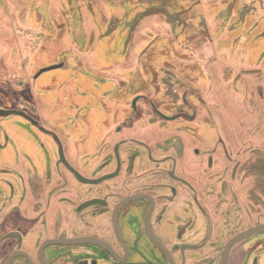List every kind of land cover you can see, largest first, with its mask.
Here are the masks:
<instances>
[{
	"label": "flooded vegetation",
	"instance_id": "af4514ba",
	"mask_svg": "<svg viewBox=\"0 0 264 264\" xmlns=\"http://www.w3.org/2000/svg\"><path fill=\"white\" fill-rule=\"evenodd\" d=\"M99 1L101 2V0ZM204 1L211 7V11H214L210 19L211 23L215 25V28L213 27L215 31L205 24L203 14L201 15L197 10H193V5L197 3L191 2V12L198 13V17L195 15L191 16V23L194 21V23L204 28L203 32L206 39H202L199 42L200 45L207 41L212 46L216 45V42H219L223 38L222 29L225 31L228 29L231 32L235 30L246 31L253 25L251 23L246 24L247 20L254 17L255 19H251V22L257 21L256 25H254L255 28H250L248 33L241 32L238 39H235L238 41V54L241 52V58H239L241 60L240 64L241 66L244 64L248 55L250 56V61L255 59L252 58L256 55L253 54V50L259 52V60L264 57V0H236L234 8L231 7L230 9L225 8L223 5L226 3V0ZM4 2V0H0L3 9L9 8L10 5L16 7L14 1L6 0V3ZM127 5H134L132 7L142 6L143 8L144 5H147L145 8H148L147 10L129 9L125 16L116 14L112 20L113 23L118 24V27H115L117 30L124 29L128 33V37L134 41V49H126L124 54L127 55L130 52V58L134 60L139 59L140 65L145 53L141 54L142 51L139 46L142 44V47H144L143 41L145 38L141 40L136 34L142 28V21L149 15H155L158 19L160 16L167 18L166 27L169 29L177 26H181L182 28L186 26L184 30L185 34H187V27L190 23L186 22L181 16L174 18L175 15L182 14L181 3L177 1L128 0ZM90 7H93V5L90 4ZM170 9H174V14H168ZM138 12L139 15L137 16ZM189 13L186 14L184 12L183 16H187ZM95 14L97 15V11H95ZM26 30L27 27L24 28V33H26ZM214 32L218 33V39L213 36ZM253 32L255 33L253 34ZM24 33L21 35L25 36ZM27 40L28 43L24 48L25 51H27L26 47L33 43L31 39L27 38L23 39V43ZM12 41H14L13 37L11 40L8 39V42ZM196 41L197 37H194L191 43H195ZM169 43L184 46L181 38H177L176 35L169 38ZM11 46L13 50L14 47L12 44ZM212 48V51L216 54L218 52L221 53L218 50V46ZM194 50L191 46V52ZM21 51L23 56L20 62L14 64L18 72H12L10 79L18 74H22V72H24L23 75L34 74V72H29L23 63L27 56L26 54L29 52L23 53V49ZM19 56L15 57L13 53L11 58L16 59ZM224 56L227 57V55ZM231 56L234 57V54ZM80 58L77 55L78 61H80ZM206 59H209L211 62L215 57ZM249 69L252 70L250 67ZM249 72L251 73V71ZM238 73L239 79H241V76H246L244 84L247 89L254 86V81L249 76L250 73L241 70ZM182 74L180 77H170L169 73L163 79L160 77L159 90L153 94H146L140 88H137L133 92L135 96V103L131 104L133 111H130L114 126H107V130L104 131L101 139L102 143L93 152L86 151L88 147L83 141L85 136H81L82 139L71 138L65 140L59 138L55 140L57 156L49 155V168L43 171L41 175L33 172L27 173V171L17 168L10 171L15 175H2L3 178L0 180V239L7 234H15L17 236L15 240L19 243L23 239V236H27V233L35 224L41 223L45 225L47 223L49 226L52 217L57 221V229L55 231H59L62 228L60 225H63L66 218L68 216L71 218L74 215V212L68 213L64 211L66 209L64 206L66 201L63 195L74 188L78 190L85 189L82 187L83 183L78 179V173L93 180H98L109 174H116L112 181H102L100 185L92 186V189H85V192L90 190L89 194L85 196V201L87 202L99 199L104 202L106 200H117L115 203L117 205L124 198L138 195L145 196V198L131 202L128 205L134 204L133 207L136 208L139 202H143L148 209V207H151L152 200L154 204L151 215L153 230L158 239L169 247L177 264H183L184 253L181 251L182 247L213 244L214 242H218L217 237L223 238L228 236V239H232L234 236L253 227L264 225V214L259 212V207H264V162L261 163L260 161L264 157L256 155L252 166L247 170L238 169L234 172L216 169V166L220 165L217 163L220 156H215L212 153L206 156V153L201 152L203 150L197 147V143L203 145V142L199 141V137L196 139L198 130L207 121H211L220 130L222 129L221 122H219L217 114H215L211 107L212 105L209 103V101L214 102L215 97L210 96L206 98L199 90H195L199 94L200 99L194 94L193 103L197 107L196 110L195 108H191L192 101L189 100L188 94H191L193 89L191 87L190 92L189 87L182 80V78L191 79V77L187 73ZM234 76L236 75L234 74ZM167 80H172L170 81L171 85L167 84ZM210 81V79L205 81L202 87H206L212 93V90L209 88ZM182 82L183 85L181 86ZM140 98H145L148 105L140 107L138 104ZM159 101L161 103H158ZM251 102L252 100L249 98V104ZM199 110H201L200 117ZM219 110L222 109L220 108ZM18 111L23 113L19 115H25L24 111ZM189 111L191 113H188ZM186 118L189 119L188 121H191V124L180 125L179 119L185 120ZM196 120L199 121L195 122ZM260 125L264 127V121L257 128ZM180 126L184 128L181 129ZM232 126L233 124H230V127ZM187 128L194 129V131H191V134H189L185 131ZM197 128L198 130L195 132ZM250 133L252 131L248 130V134ZM256 134L258 135V133ZM220 142L230 144L225 141L223 136ZM252 144L255 150L260 151V146H264V139L256 138L252 140ZM206 148L203 149L206 150ZM215 148L212 150H215ZM61 152L65 154L66 162L62 160ZM87 156H90L91 159H96L95 161L93 160V164L91 162L86 163L90 159H86L82 163V159ZM70 166L78 173L71 170ZM201 166L206 168L202 171L203 174H207L209 168L214 171H212V174L203 176L201 175V171L197 169ZM239 177H241V180H239ZM72 180H75L80 187L71 186ZM261 183H263L262 187ZM244 184L250 185L248 194H244L243 192L242 185ZM216 185L221 186V189H216ZM98 187H100L99 190H96ZM249 197L251 198V202L249 201ZM261 199L263 202L260 205ZM171 203L174 207L171 211V219L173 221L171 226L175 231L170 234L168 233V229H162L159 222L163 216L161 213L165 212ZM58 205L61 207L56 212ZM84 219V221L83 219L78 220L82 225L88 224L87 227H89L91 219L95 218L86 217ZM119 221L121 233L124 236L126 227L121 222V214ZM137 222L139 225H135L136 234L139 237L142 235L149 237L144 217L140 218ZM84 227L79 229H85ZM85 230L86 234L79 235H88L87 233L92 235L90 233L101 231L97 227L86 228ZM219 230L225 232L226 236L219 234ZM59 234L58 237L72 236L69 231L67 232L64 229H61ZM104 234L106 236L103 237L101 235V237L110 243L111 241L107 236L108 233L105 232ZM200 235L202 237L199 242L194 241L195 237H199ZM168 239H171V243H168ZM254 239L264 240V234L254 236ZM126 244L131 248L129 243ZM94 250L98 256L100 255L104 258L103 264H114L110 259L111 255L106 250L97 247ZM134 250L131 249L129 256L133 251L135 252V256L141 257L140 253L146 254L145 249L140 245L136 248L134 247ZM152 250L151 252L155 256H145L146 259L144 260L146 263L168 264L167 257L163 252L166 260H163L165 257L162 256L161 252ZM255 257L251 258L250 264H259V260H255ZM244 261L245 259L241 260L240 264H244Z\"/></svg>",
	"mask_w": 264,
	"mask_h": 264
},
{
	"label": "rangeland",
	"instance_id": "374dc122",
	"mask_svg": "<svg viewBox=\"0 0 264 264\" xmlns=\"http://www.w3.org/2000/svg\"><path fill=\"white\" fill-rule=\"evenodd\" d=\"M4 1L6 3V0ZM170 1L181 3L182 14H177L174 18L181 16L190 23L187 34L184 30L186 26L169 29L166 27L167 18L160 16L158 19L154 15H149L142 21V28L139 31L143 30L136 34L141 40L145 38L144 47L142 44L139 46L141 54L145 53L140 66L139 59L130 58V52L124 54L126 49H134V41L128 37L124 29L117 30L115 27H118V24L113 23L112 20L116 14L125 16L129 9L147 10L148 8H145L147 5H144V8L128 6V0H101V2L99 0H14L16 7L10 5L9 8L3 9L0 3V36L2 34L3 38L10 40L14 38L12 42L5 39L3 44H0V109H18L25 112L23 116L19 114L0 116V180L3 178L2 175H13L14 173L10 171L16 168L41 175L49 168V155L57 156L55 140L59 138L82 139L81 136H85L83 141L88 147L86 151L93 152L102 143L101 139L107 126H114L133 111L131 107L135 100L133 92L140 88L146 94L156 93L159 90L160 77L163 79L169 73L170 77H180L182 73L189 74L191 79L181 78L190 92L191 87L193 89L192 93L188 94V98L192 101L191 108L195 110L197 106L193 103L194 94L200 99L195 90L202 92L204 87H200L211 77L209 88L216 102L226 111L231 112L226 108L227 102H233L238 107L242 102L245 106V109H238L244 113L247 120L244 125L246 134L248 133L247 130L253 126V118L256 117L253 113L257 111V107H248L251 91L249 93L247 92L249 89L244 91L240 88L238 71L241 60L235 62L231 55L226 57L219 52L216 54L208 41L200 45L199 42L206 39L204 28L196 23L191 24V2L197 3L193 5V10H203L204 0ZM235 3L236 0H226L223 5L230 9L234 8ZM90 4L94 8L90 7ZM18 5L20 8L17 7ZM184 12L186 14L190 12L189 16H183ZM168 14H174V9H170ZM213 14L214 11H211V16ZM193 15L198 17V13ZM251 19L255 18H250L246 22L253 24L249 29L257 23V21L251 22ZM213 26L215 27L214 24ZM249 29L243 33H248ZM221 32L223 41H229V46L233 44L234 34L224 29ZM23 33L27 39L33 41L26 47L27 51L24 48L28 40L23 43V39H26L21 35ZM174 35L181 38L184 46L169 43V38ZM213 36L219 38L217 32H214ZM194 37H197L194 45L197 50L196 57L203 62L201 65L191 60V56L195 58L196 55V51L191 52V42ZM207 47H210V58L215 57L211 62L209 59H203L204 49ZM22 49L23 53L29 52L23 61L24 67L34 74L23 75L24 72L21 71L22 74L10 79L12 72H18L14 64L20 62L23 56ZM253 52L259 54L258 51L253 50ZM13 53L15 57L20 55L19 58H11ZM186 53L189 55L185 56ZM77 55L81 57L80 61ZM226 62L231 68H226L224 71L216 68ZM207 63L211 65L207 66ZM263 67L264 60L261 68ZM170 81L167 80L168 85H171ZM254 92L260 95L261 92L264 93V87L263 90ZM237 98L241 102L237 101ZM255 102L259 103L257 100ZM138 104L140 107L146 105L147 100L140 98ZM259 114L264 118L262 110ZM200 116L201 110H199ZM229 116L231 117L232 113H229ZM217 117L221 122L222 131L211 121H207L199 130L195 129V132L198 130L196 139L199 137V141L207 147L204 150L205 147L197 143V147L203 150L201 152L206 153V156L211 153L220 156L217 170L234 172L238 169L247 170L252 166L256 155L264 157V146H260L261 150L258 151L252 144V140L257 137V131H252L243 138V133L240 131L235 133L227 124L228 119L225 114L221 112ZM242 117L243 115L240 114L238 123ZM188 120V118L179 119V124H191ZM197 121L199 120L195 122ZM180 128L184 127L180 126ZM185 131L191 134L194 129L187 128ZM222 136L230 144L221 143ZM259 136L264 139L263 130L260 131ZM214 148L215 150H212ZM86 159H90L86 163L96 160L87 156L82 159V163ZM262 159L261 163L264 162ZM197 169L203 176L214 171L209 168V172L203 174L205 167L201 166ZM110 180L112 181L109 179L105 182ZM70 184L73 187H80L75 180ZM260 185L262 187L263 183ZM242 188L244 194L249 193L250 185L244 184ZM216 189L220 190L221 186L216 185ZM249 201L251 202L250 197ZM262 202L261 199L260 205ZM259 212L264 214L262 206L259 207ZM219 232V234L225 233L221 230ZM218 243L223 245L224 242L218 240ZM52 247L45 252L47 264H52Z\"/></svg>",
	"mask_w": 264,
	"mask_h": 264
},
{
	"label": "water",
	"instance_id": "95a60500",
	"mask_svg": "<svg viewBox=\"0 0 264 264\" xmlns=\"http://www.w3.org/2000/svg\"><path fill=\"white\" fill-rule=\"evenodd\" d=\"M11 114L23 113L18 110L0 109V116ZM60 154L62 160L66 162L65 154L62 152ZM70 169L74 170L71 166ZM74 171L78 173L76 170ZM115 176L116 174H109L98 180H93L78 173V179L83 183L82 187L85 189H92V186L100 185L102 181L113 179ZM99 188L96 190H99ZM85 189H80V191L74 188L64 197L66 203L72 206L64 205L66 208L64 211L68 213L74 212V215L71 218L68 216L63 225L60 226H62L61 229L69 231L72 234L71 237H58L61 229L57 232L55 231L57 229V221L53 217L49 226L47 223L45 225L41 223L35 224L27 233V236L24 237L22 235L23 239L19 243L15 240L17 237L15 234H7L0 239V264H47L45 252L51 246H53L52 264H103L104 258L97 255L94 250L96 247L106 250L111 255L110 259L114 264H128L135 258H139L142 264H148L144 259H146L145 256H155L151 252L153 251L152 249L161 252L162 256L165 254L168 264H177L169 247L158 239L153 230L151 215L154 204L152 200L151 207H148V209L143 202H139L136 208L133 207L134 204L128 205L131 202L145 198V196L138 195L124 198L117 205L115 204L117 200H106L104 202L99 199L87 202L85 201V196L89 194L90 190L85 192ZM172 205L171 203L166 211L161 213L163 216L159 222L162 229H168L170 234L175 231L171 226L173 224L171 211L174 208ZM120 214L121 222L126 227L124 236L120 229ZM86 217L95 218L91 219L89 227H87L88 224L82 225L78 220L83 219L84 221ZM142 217H144V223L147 225L149 237L143 235L139 237L135 232V225H139L137 221ZM81 227L85 229L97 227L101 231L90 233L92 235H89V233H87L88 235H79L86 234L85 229H79ZM78 230L81 232H78ZM105 232L108 233L107 236L111 241L110 243L101 237V235L103 237L106 236ZM260 234H264V225L253 227L234 236L232 239H228V236L217 237L218 240L224 242L223 245L214 242L213 244L182 247L181 251L184 253L183 264H240L241 260L244 259V264H250L249 261H251L253 256H256L255 260L258 259L260 264V259L264 257V240H253L254 236ZM222 235L226 236L225 233ZM201 237L202 235L195 237L194 241L199 242ZM126 243H129L131 248ZM168 243H171V239H168ZM138 245L145 249L144 251L147 255L140 253L141 257L135 256L134 247L136 248ZM131 249L134 251L129 256ZM166 257L163 260H166Z\"/></svg>",
	"mask_w": 264,
	"mask_h": 264
},
{
	"label": "crops",
	"instance_id": "0c3cea01",
	"mask_svg": "<svg viewBox=\"0 0 264 264\" xmlns=\"http://www.w3.org/2000/svg\"><path fill=\"white\" fill-rule=\"evenodd\" d=\"M8 1H14V0H8ZM204 3H205V1H204ZM17 7H19V5ZM194 11H196V10H194ZM197 11L201 15L203 14V17L205 19V24L207 26H209L211 28V30H212L214 26L211 23V19L209 18V17H211V7H209V6L207 7V4L205 3V7L203 8V10H197ZM189 14L187 15V17L189 16ZM192 15H193V11L191 12V16ZM207 19H209V21ZM214 22H215V20H214ZM193 23H194V21H193ZM216 30H217V27H216ZM241 32H243V31L242 30H235V31L232 32V34H234V38H232V41L234 40V44H230V46H229L228 45V42L229 41H223V38H221L220 41L219 42H216V45H213L212 47L218 46V48H219L218 50L221 52L220 55L221 54H223V55H230V54L233 55L234 54V57L233 58L236 60L235 62H238L240 60L239 58H241V56H240V53L241 52H239V54H238V51H239L238 50V46H237L238 45V41H236V40L240 36ZM254 33L255 32H253V34ZM163 34H164V32H163ZM5 39L7 41L8 38H3L2 34H1V36H0V41H1L0 44H3V41H5ZM233 45H234V47H233ZM191 46H194V49L195 50L193 52H195L196 51V48H195L196 45H194V43H191ZM212 50H213V48H212ZM185 55L187 56L189 54L186 53ZM196 56H197V52H196ZM204 56H205V59L206 58H210V47H207L206 49H204ZM2 58L4 59V53L3 52H2ZM249 58H250V56L248 55L247 60L244 61V64L240 67L239 70L245 71V72L251 71V73H250L249 76L252 77V79L254 81V86H251L249 88V91H247V87L244 84V79H245L246 76H241V79H239V83H241V85H240L241 90H244L245 91V89H246V91L249 92V93L251 91L250 94H251V99L253 100V102H251V104H249L248 107L249 108L250 107H255V108L257 107V111L253 113V115L256 116L255 118H253V120H254L253 126L251 128H249L248 130L257 131L258 135H257L256 138H260V136H259L260 131L261 130L264 131V129H263L264 127H262L261 125H260L259 128H257V127H258V125L261 122L263 123V121H264V118L262 116H260V114H259L261 112V110L264 113V93L261 92L260 95L259 94L256 95L254 91L255 90H257V91L263 90V87H264V67L261 68V66L263 65L264 57H262L259 60L258 59V56L257 55H254L252 58H255V59L252 60V61H250ZM191 59L195 60V62H197L198 65H201L203 63V62H201V60H200L199 57H196V59H195L193 56H191ZM138 65L140 66V64H138ZM208 65H211V64L210 63H207V66ZM250 65H251L250 68H252V70L249 69V66ZM216 68H219L220 71H224L226 68H231V66H229L228 62H226L225 64H223V66H221V67L216 66ZM258 71H260V73H258ZM261 73H263V74H261ZM210 80H211V77H210ZM199 91L201 92V90H199ZM201 93L206 98H209L210 96L211 97H214L213 94L209 90L206 89V87L203 89V91ZM255 100L259 101V103L255 102ZM237 101L241 102L238 98H237ZM209 103H210V105H212L211 107H212V109L214 110L215 113L219 114V113L222 112L223 114L226 115L227 119L230 120L229 122L227 121V124H229V125L230 124H233L232 127H233L235 133H236V131H240V133H243V135H242L243 138H244L245 135L248 134V133L246 134L245 125H244L247 120L245 119L244 113H242L238 109V108H244L245 109V106L242 104V102H241V106L240 107H238V105H236L233 102H227L228 106L227 105H225V106H227L226 108L229 111H231V112L226 111L223 108V106H221L219 103L216 102V99H214V102L209 101ZM220 108L222 110H219ZM229 113H232V116L231 117L229 116ZM240 114H242L243 117L241 118L240 123H238V119H239ZM66 195H68V194H64L63 196H66ZM64 205L65 206L72 207V206L68 205L67 203H64ZM59 207H61V206L58 205L56 212L58 211ZM128 264H142V263H141V260L139 258H135V259L131 260V262L128 263ZM260 264H264V257H262L260 259Z\"/></svg>",
	"mask_w": 264,
	"mask_h": 264
}]
</instances>
